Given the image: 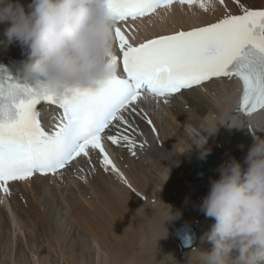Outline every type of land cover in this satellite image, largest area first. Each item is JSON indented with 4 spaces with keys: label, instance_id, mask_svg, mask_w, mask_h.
Wrapping results in <instances>:
<instances>
[{
    "label": "bare ground",
    "instance_id": "obj_1",
    "mask_svg": "<svg viewBox=\"0 0 264 264\" xmlns=\"http://www.w3.org/2000/svg\"><path fill=\"white\" fill-rule=\"evenodd\" d=\"M20 2L27 10L31 0ZM241 3L264 10V0ZM240 7L235 0L217 2L208 11L174 3L119 26L136 45L207 26L226 14L239 15ZM5 27L0 24V40ZM113 50L119 57L114 39ZM12 57L25 61L27 49L18 43L0 45V61ZM238 95L233 78H214L171 95L167 103L163 98L141 100V115L129 117L135 129L129 132L132 149L104 141L118 173L105 170L95 150L77 157L59 175L10 181V195L0 191V264H200L198 251L212 250L207 234L215 223L200 210L203 189L219 178L222 163L231 158L243 162L254 138L264 139V110L238 119L232 102ZM39 110L41 123L53 130L60 110L48 104ZM205 150L213 155L214 166L205 178L192 180L193 165ZM167 205L172 215L164 222ZM184 219L194 221L198 240L180 253L169 235ZM61 234H73L75 242L61 243ZM41 236L47 237L45 243Z\"/></svg>",
    "mask_w": 264,
    "mask_h": 264
},
{
    "label": "snow or ice",
    "instance_id": "obj_2",
    "mask_svg": "<svg viewBox=\"0 0 264 264\" xmlns=\"http://www.w3.org/2000/svg\"><path fill=\"white\" fill-rule=\"evenodd\" d=\"M217 2L223 5L225 0H107L119 49V57L110 54V63L117 66L119 61L122 71L98 89L60 94L0 78V191L10 195V181H27L34 174L59 175L58 170L95 150L101 166L118 173L104 141L131 150L135 142L129 132L135 129L129 117L141 115L138 103L148 97L167 103L181 89L211 78L235 77L242 84L237 110H264V10H249L235 0L241 5L239 15L226 14L207 26L136 45L119 26L174 3L208 11ZM44 104L62 110L51 133L39 119L38 106Z\"/></svg>",
    "mask_w": 264,
    "mask_h": 264
},
{
    "label": "clouds",
    "instance_id": "obj_3",
    "mask_svg": "<svg viewBox=\"0 0 264 264\" xmlns=\"http://www.w3.org/2000/svg\"><path fill=\"white\" fill-rule=\"evenodd\" d=\"M0 24V45L27 49L25 78L41 90H95L117 73L107 0H31L27 10L19 0H0ZM218 172L200 204L215 220L207 234L212 250L198 251L200 264H264V139L254 138L243 162L231 158ZM164 215V222L171 217L169 206Z\"/></svg>",
    "mask_w": 264,
    "mask_h": 264
},
{
    "label": "water",
    "instance_id": "obj_4",
    "mask_svg": "<svg viewBox=\"0 0 264 264\" xmlns=\"http://www.w3.org/2000/svg\"><path fill=\"white\" fill-rule=\"evenodd\" d=\"M215 159L211 153L206 156L199 157L194 165L190 174L192 180L205 178L212 170ZM210 186L203 189V196L205 197L209 191ZM171 238L178 243L181 251H186L193 248L197 244V230L196 227L189 224H179L173 227L170 231Z\"/></svg>",
    "mask_w": 264,
    "mask_h": 264
},
{
    "label": "rangeland",
    "instance_id": "obj_5",
    "mask_svg": "<svg viewBox=\"0 0 264 264\" xmlns=\"http://www.w3.org/2000/svg\"><path fill=\"white\" fill-rule=\"evenodd\" d=\"M24 198H26V199H28V197L27 196H24ZM23 203V202H22ZM185 223V224H190V225H193V223H194V221L192 220V219H184V220H180V221H178L177 222V225H179V224H182V223ZM176 226V225H175ZM174 226V227H175ZM194 226V225H193ZM77 236H81L80 234H77ZM170 236V235H169ZM170 238H171V236H170ZM45 239H47V237L46 238H42V236L40 237V240H41V242H43V243H45ZM66 240H69V241H74L75 242V236H73V234H61V243H63V242H65ZM171 240H173L172 238H171ZM174 241V240H173ZM49 242H50V247H51V249L53 250V249H55V246H54V243L51 241V240H49ZM176 242V241H175ZM61 243H59V244H61ZM188 251V250H187ZM4 252H6V250H4V248L2 247L1 248V256H4ZM184 253V252H186V251H181L180 250V253ZM166 264H171L169 261H167V263Z\"/></svg>",
    "mask_w": 264,
    "mask_h": 264
}]
</instances>
